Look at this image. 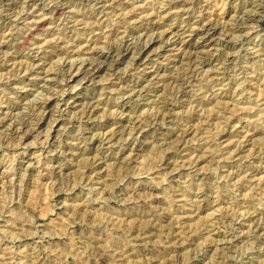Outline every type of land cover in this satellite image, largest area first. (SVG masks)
Segmentation results:
<instances>
[{
  "label": "rangeland",
  "instance_id": "1",
  "mask_svg": "<svg viewBox=\"0 0 264 264\" xmlns=\"http://www.w3.org/2000/svg\"><path fill=\"white\" fill-rule=\"evenodd\" d=\"M263 5L0 0V264H264Z\"/></svg>",
  "mask_w": 264,
  "mask_h": 264
},
{
  "label": "bare ground",
  "instance_id": "2",
  "mask_svg": "<svg viewBox=\"0 0 264 264\" xmlns=\"http://www.w3.org/2000/svg\"><path fill=\"white\" fill-rule=\"evenodd\" d=\"M264 6V5H263ZM262 6V7H263ZM204 8V7H203ZM262 9V8H261ZM261 12V11H260ZM251 14H253V13H251ZM256 14V13H255ZM260 14V13H259ZM249 15V14H248ZM257 15H258V12H257ZM262 16V15H261ZM252 17V16H251ZM256 17V16H255ZM248 18V17H247ZM250 18V17H249ZM253 18V17H252ZM261 18H263V17H261ZM261 21V20H260ZM208 22V21H207ZM43 21H38V22H36V26L37 27H39V26H42L43 25ZM242 23V22H241ZM258 23V22H257ZM212 24V23H211ZM211 24H205L206 25V29H207V31L210 29V26H212ZM246 24V23H245ZM204 25V26H205ZM215 25V24H214ZM242 25V24H241ZM34 26H35V24H34ZM201 26V25H200ZM246 26V25H245ZM202 28V27H201ZM213 28V27H212ZM118 29V28H117ZM214 29V28H213ZM200 30V29H199ZM202 30H203V28H202ZM211 32V31H210ZM209 33V32H208ZM160 37H162V36H160ZM163 40V39H162ZM25 42V41H24ZM135 46V45H134ZM131 47V46H130ZM116 49H118V48H116ZM133 49V48H132ZM134 49H135V47H134ZM111 50V49H110ZM130 50V48H127V50L126 51H129ZM197 50V49H196ZM113 51H115V49H113ZM113 51H112V54H113ZM133 51V50H132ZM143 51V50H142ZM141 52V51H140ZM193 53V52H192ZM196 53H197V51H196ZM107 54H109V53H107ZM110 55V54H109ZM109 55H107V56H109ZM112 56H114V55H112ZM191 56V55H190ZM203 56V55H202ZM106 57V56H105ZM199 57V56H198ZM198 57H194L195 59H197ZM193 58V59H194ZM205 58V57H204ZM111 59V58H110ZM140 59V58H139ZM191 60H193L192 58H190ZM200 59V58H199ZM201 59H203V58H201ZM192 63H193V61H191ZM204 62V61H203ZM103 63V62H102ZM94 65V64H93ZM92 66V65H91ZM89 66V68H86L85 70H83V76H84V78L86 79V78H89V80L91 79H93L97 74H99L103 69H104V67L103 66H101L100 65V63H99V65H96V63H95V65L94 66ZM190 71V70H189ZM191 73H192V71H191ZM189 74V73H188ZM80 76V75H79ZM192 76V75H191ZM174 80V79H173ZM188 81H189V79H188ZM183 83H185V81L183 82ZM189 82H187V84H188ZM186 84V83H185ZM186 84V85H187ZM184 88V87H183ZM135 91V90H134ZM184 93V92H183ZM76 98V97H75ZM76 100H74L73 102H75ZM91 102V101H90ZM88 103V102H87ZM85 105V104H84ZM90 105H92V104H87L86 106H83L84 108H82V111H83V113H92V107L90 106ZM71 105H69V107H70ZM73 106V105H72ZM95 106V105H94ZM96 107V106H95ZM46 108H50L49 107V104L47 105V107ZM160 108V107H159ZM170 108V107H169ZM95 109V108H94ZM168 109V108H167ZM173 109V108H172ZM171 109V110H172ZM48 110V109H47ZM163 110V109H162ZM52 111V110H51ZM82 111L80 112V113H82ZM94 111V110H93ZM168 112H169V110H168ZM167 113V112H166ZM165 113V114H166ZM171 113V112H170ZM165 114H163L164 115V117L163 118H165ZM90 115V114H89ZM88 115V116H89ZM169 115V114H168ZM81 116H83L82 114H81ZM85 116V115H84ZM167 116V115H166ZM90 117V116H89ZM88 117V118H89ZM172 117V116H171ZM169 118V117H168ZM170 119V118H169ZM168 119V120H169ZM139 121V120H138ZM141 122H142V120H141ZM140 122V123H141ZM136 123V122H135ZM141 125H142V123H141ZM137 126V125H136ZM136 126L134 127V128H136ZM137 127H140L139 125L137 126ZM144 127V126H143ZM140 130V129H139ZM143 130V129H142ZM138 131V130H137ZM142 132V131H141ZM24 133V132H23ZM22 133V134H23ZM29 134V133H28ZM24 135H25V133H24ZM128 139V138H127ZM92 164V163H91Z\"/></svg>",
  "mask_w": 264,
  "mask_h": 264
}]
</instances>
